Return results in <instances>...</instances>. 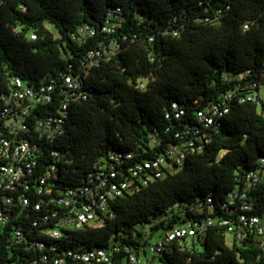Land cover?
<instances>
[{"label": "trees", "instance_id": "obj_1", "mask_svg": "<svg viewBox=\"0 0 264 264\" xmlns=\"http://www.w3.org/2000/svg\"><path fill=\"white\" fill-rule=\"evenodd\" d=\"M66 74L77 88L66 85ZM15 77L37 90L53 85L51 99L30 107L27 129L16 136L3 114ZM263 85L264 0H0V133L37 146L31 171L0 192V204L13 197L0 229V264H54L69 249L116 245L113 264H123L125 246L146 254L153 237L175 225L208 216L238 225L241 203L229 204V194L264 161V105L240 98ZM215 105L220 113L207 125L199 111ZM61 116L55 137H41L37 120ZM188 139L194 150L184 145ZM174 144L186 152L182 163L163 166L158 177L145 169L142 176L154 179L109 199L113 214L102 225H63L68 209L39 192L46 177L55 191L89 187L94 195L80 199L91 203L132 166L170 160ZM6 161L0 157V165ZM248 197L262 217L264 181ZM55 227L59 238L45 233ZM227 228L214 224L204 237L168 241L156 255L162 264H264L258 240L229 244Z\"/></svg>", "mask_w": 264, "mask_h": 264}, {"label": "built area", "instance_id": "obj_2", "mask_svg": "<svg viewBox=\"0 0 264 264\" xmlns=\"http://www.w3.org/2000/svg\"><path fill=\"white\" fill-rule=\"evenodd\" d=\"M104 29L109 31L114 30L111 24H108ZM85 31L94 33L93 29L89 26L85 28ZM111 46L115 49L118 47L116 42H112ZM91 55L95 57L100 55V51H91ZM65 83L69 88L75 89L78 86V82L72 75L66 74L64 76ZM14 88L8 96L7 107L4 109L3 114L6 116L5 127L13 135H19L20 129H27L25 124V115L29 112L31 106L35 103L44 100H50V91L53 89V85L42 86L40 90L25 85V83L18 77L13 79ZM254 87V86H253ZM258 92L250 93L240 98L241 102L250 101L257 103L259 106L264 105V101ZM230 98L231 95H228ZM67 99L64 103V108L68 105ZM227 111V108L225 109ZM220 113L219 106L215 105L207 110L199 111V115L207 125L214 122V117ZM55 121V123H53ZM64 121V116L57 119L54 117L48 120H37V128L41 133V137L47 139H53L56 133L61 128V124ZM193 140H186L184 145L195 149ZM199 145L197 148H201ZM37 146L32 144L26 139L15 140L7 135L0 133V157L7 159L4 164L0 165V192L4 190L14 189L16 184H19L22 178L25 176L26 171H31L33 165L36 164L35 152ZM56 153V152H55ZM168 160L165 156H159L153 160L144 162L143 164H136L130 168V174L119 182H112L109 185V191L107 193L97 194V198L91 203H83L80 199L84 192L94 195V192L86 187L85 191L79 193L73 187H67V189H58L57 191L50 185L46 184V177L41 178L40 193L50 195L49 202L68 209V214L64 216L63 225L73 224L77 228L84 225H102L105 217L112 216L113 211L110 207V200H113L115 196L122 195L124 192H131L135 187H139L138 182L146 185L148 181L154 179L152 175L142 176V172L145 169H151L152 172L158 177L164 174L162 167H171L172 161L182 163L186 157L185 150L178 144L172 145L168 151ZM116 158V157H115ZM117 159V158H116ZM263 161V160H262ZM54 168V167H53ZM101 175H105L104 172H100ZM117 172L112 170L110 175L116 176ZM48 176H51V172L48 171ZM264 181V161L259 168L253 169L244 175V185L241 189L232 190L229 194V204H234L237 201L241 203L240 208L243 211L238 217V225L231 224L229 219L206 217L202 221H189L183 225H175L174 228L167 231L164 238L152 243V250L156 254L160 251L164 244L168 241L174 240L180 237H194L196 235L205 236L206 230L209 226L218 224L219 226L228 225L227 234L230 232L233 234V241H240L246 238H254L259 241L260 245L264 247V223L262 217L258 214L252 213V203L248 201V192L255 187L259 182ZM106 180H102V185L106 186ZM23 205H28L30 200L24 195L19 196ZM43 201L36 203V209H40ZM13 203L12 196H3L2 204H0V229L8 221V210ZM177 204L171 207L176 209ZM45 233L52 238H59L62 235L61 230L58 227L49 228L45 230ZM19 238L22 237L20 230L16 231ZM232 241V242H233ZM121 247L116 245L112 247H98L91 250H76L69 249L64 254L54 260V264H113L115 259V253L119 252ZM126 252L125 259L127 264H140L139 255L131 246H125ZM8 264H21L11 262ZM28 264V263H22ZM154 264V263H153Z\"/></svg>", "mask_w": 264, "mask_h": 264}, {"label": "rangeland", "instance_id": "obj_3", "mask_svg": "<svg viewBox=\"0 0 264 264\" xmlns=\"http://www.w3.org/2000/svg\"><path fill=\"white\" fill-rule=\"evenodd\" d=\"M259 94L264 101V85L261 86ZM262 222L264 223V213L262 216ZM157 239H158V236L155 235L153 237V241L155 242ZM263 239H264V237H263ZM227 241L229 244H231L233 241V234L230 232L227 234ZM151 246L152 245L147 246V253L146 254L143 251H140V254H139L140 264H149V260H151V259H153L154 264H162V262L159 260L157 255L153 252ZM123 264H127L126 260L123 261Z\"/></svg>", "mask_w": 264, "mask_h": 264}]
</instances>
